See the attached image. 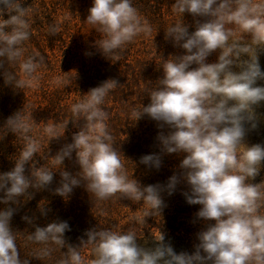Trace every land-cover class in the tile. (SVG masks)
<instances>
[{
  "label": "clouds",
  "instance_id": "clouds-1",
  "mask_svg": "<svg viewBox=\"0 0 264 264\" xmlns=\"http://www.w3.org/2000/svg\"><path fill=\"white\" fill-rule=\"evenodd\" d=\"M173 7L181 14L188 12L208 19L198 22L191 33L182 21L166 30V38L170 37L186 54L166 59L162 78L148 93L150 103L142 107L137 117L146 114L161 129H170L157 137L163 152L185 154L179 176L174 174L168 180L169 195L181 180L185 181L190 189L183 193L187 203L200 205L196 216L214 223H208L197 234L199 243L193 254H177L164 243L163 234L154 247L145 248L137 243L133 229H92L86 233L87 240L75 247L65 240V232L71 230L67 221L36 226L28 237L30 241L67 248L65 258L58 264H84L79 249L87 245H92L95 253L92 264H264V215L259 214L264 182H250L264 163V146L245 143L246 125L257 127L253 106L264 101V86H256L258 80H264L258 56V49H264V4H254L253 0H175ZM88 11L87 23L102 34L96 46L107 58L141 32L151 31L131 0H93ZM4 12L9 18L0 23V58L15 62L23 55L20 45L30 37L26 19L29 9L19 0H0V15ZM56 31L52 29L53 34ZM245 33L251 35L250 42H244ZM217 50V62L207 63V57ZM43 60L38 54L29 56L19 65L25 79L4 71L5 82L15 81V88H24ZM192 65L196 67L191 68ZM233 66L239 71H233ZM0 68H4L2 59ZM118 85L115 79L106 80L90 89L86 100L73 105L76 120L83 119L84 124L54 158L57 165H63L65 158L71 159L75 152L81 172L73 176L60 171L62 179L55 193L67 198L83 180L98 199L120 193L134 202L148 203L151 211H160V186L141 188L136 180H129L104 123L107 113L100 105ZM29 118L21 110L10 116L5 126L12 133L26 134L30 130ZM46 130L53 138H60L52 127ZM26 139L28 143L14 167L0 173V191L4 193L0 203L16 204L29 189H46L53 181L54 171L50 169L31 170L30 175H25V166L38 151L37 142ZM140 162L157 169L161 166L156 154L142 156ZM14 212L12 207L0 210V264H29L27 259H20L10 227ZM41 213L47 214L45 208H41ZM23 219L32 223L27 216ZM51 251L45 247L37 258L47 257Z\"/></svg>",
  "mask_w": 264,
  "mask_h": 264
},
{
  "label": "trees",
  "instance_id": "trees-1",
  "mask_svg": "<svg viewBox=\"0 0 264 264\" xmlns=\"http://www.w3.org/2000/svg\"><path fill=\"white\" fill-rule=\"evenodd\" d=\"M131 2L137 9L141 21H146L152 26L150 31L152 34L141 32L109 58L98 49L95 54L97 58L93 57L89 66L83 63L78 73L70 80L65 81L68 67L59 63L61 58L56 55L61 51L60 46L64 45V41L59 36L62 31L56 24L47 22L43 33L34 30L31 24L29 39L20 45L23 49L20 60L8 62L5 58H0L4 60V68H0V173L14 167L15 161L28 143L26 137L37 142L38 151L30 164L25 166V175H30L31 170L41 168L54 171L53 181L46 189L31 188L27 194L18 198L16 204L0 203V210L7 207L15 209L10 227L16 236L20 259H27L29 264H58L65 258L67 251L66 247L61 249L54 244L44 245L30 241L28 237L35 231L36 226L45 227L53 221H67L71 229L65 232L67 244L80 247L81 241L87 240L86 233L92 230L90 227L93 222H87L89 211L83 208V200L90 203V207L99 214V218L101 216L112 218L108 221L112 230L137 229V243L145 248L154 247L163 234L164 243L170 245L177 254L181 252L193 254L195 246L199 243L197 234L205 230L208 223H214V221L206 222L196 216L200 205L187 203L183 193L189 192L190 189L185 181L181 180L169 195L166 187L168 180L174 174L179 176L181 171L179 165L185 154L163 152L157 137L161 132L166 135L170 129L167 126L161 129L158 122L146 114L137 117L142 107L150 103L148 93L162 78V66L166 59L171 60L174 56L186 54L184 49L174 45L170 37L166 38V30L182 21L191 33L195 31L198 22H205L208 18L193 17L188 12L181 14L173 7L175 0H131ZM19 3L24 4L22 0H19ZM253 3L264 4V0H253ZM25 8L29 9L28 17L33 8L28 6ZM8 18L9 14L4 12L0 15V23ZM53 28L57 29L54 34ZM237 35L240 33L237 32ZM243 37L244 40L251 39L250 34L245 33ZM35 48L38 50V56H42L44 60L31 81L22 89L15 88V81L11 84L6 83L4 71L14 74L17 79H25L19 65L29 56L37 55ZM48 53H51V56ZM218 56L219 50L207 57L206 62H217ZM258 56L261 70L264 71V49H258ZM195 67L196 65L191 66V68ZM232 70L239 71L235 66ZM109 79H115L119 83L100 105L107 113L104 123L112 137L111 143L120 156L124 173L129 180H136L141 188L148 185L160 186V196L163 200L160 211H151L148 203L134 202L122 197L120 193L108 199H98L87 190L86 181L83 180L79 186L73 188L67 198L55 193L62 179L60 171H68L73 176L81 172L75 152L72 153L71 159L65 158L63 165H57L54 158L64 145L72 142L73 134L80 131L84 124L83 119L76 120L72 107L86 100V94L90 89ZM256 86H264V80H258ZM253 107L257 127L252 129L246 125L247 145L257 144L259 130L264 129V101ZM21 110L22 115L26 118L30 117L27 120L30 130L26 134L12 133L5 126L6 121ZM49 127H52L60 138H53L46 130ZM150 154L160 157L161 166L158 169L140 162L142 156ZM250 182L260 183L257 177ZM3 196V191H0V198ZM132 203L135 209L132 222L119 224L117 210H122L127 205L131 206ZM260 204L259 214L264 215V200ZM41 208H45L46 215L41 213ZM149 212L151 215L148 216ZM25 216L32 219L31 224L23 219ZM45 247L52 249L51 254L37 258L40 250ZM79 250L84 264H92L96 258L93 246L87 245Z\"/></svg>",
  "mask_w": 264,
  "mask_h": 264
},
{
  "label": "rangeland",
  "instance_id": "rangeland-1",
  "mask_svg": "<svg viewBox=\"0 0 264 264\" xmlns=\"http://www.w3.org/2000/svg\"><path fill=\"white\" fill-rule=\"evenodd\" d=\"M24 7H31L33 10L30 16L26 17L29 25H33V29L42 31L46 29V23L56 24L62 34L59 35L61 40L64 41V45L60 46V52H57L61 58L59 63H63V66L68 67L66 80H70L74 74L78 73L83 63L89 66L92 63L93 57H95L98 48L96 41H98L102 34L94 29L92 25L87 23L86 18L89 15V9L93 5V0H22ZM8 14V13H7ZM152 31V26L147 23ZM232 25H229V27ZM150 35L152 33L148 32ZM239 36V35H238ZM250 40H244V42H250ZM35 53L38 54V50L35 48ZM51 56V53H48ZM97 58V56H96ZM95 60V58H94ZM93 60V61H94ZM64 71V68H63ZM72 75V76H71ZM71 76V77H70ZM248 146L253 145L248 143ZM257 144L264 146V129L259 130V137ZM243 146L241 147V152ZM259 182H264V163H262L259 175ZM84 196V194H81ZM84 199V198H83ZM83 208L89 211L88 221L93 222L91 229H104L111 228L108 221L112 218L101 216L90 207V203L86 200L82 201ZM135 209L133 203L131 206L127 205L122 210H117L119 224L123 225L131 223ZM132 226V225H131ZM137 233V229H133Z\"/></svg>",
  "mask_w": 264,
  "mask_h": 264
}]
</instances>
